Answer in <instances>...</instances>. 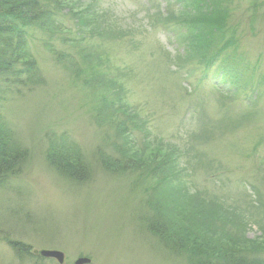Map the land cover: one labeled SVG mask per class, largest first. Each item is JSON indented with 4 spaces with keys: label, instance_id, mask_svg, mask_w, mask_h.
<instances>
[{
    "label": "rangeland",
    "instance_id": "374dc122",
    "mask_svg": "<svg viewBox=\"0 0 264 264\" xmlns=\"http://www.w3.org/2000/svg\"><path fill=\"white\" fill-rule=\"evenodd\" d=\"M71 1L97 21L79 32L63 16L70 30L53 37L32 30L39 80L0 92L11 142L26 153L0 178V264H193L159 235L161 217L264 259V0L197 1L203 14L219 5L235 32L214 62L202 33L181 30L177 0ZM62 141L83 180L48 160Z\"/></svg>",
    "mask_w": 264,
    "mask_h": 264
},
{
    "label": "trees",
    "instance_id": "16d2710c",
    "mask_svg": "<svg viewBox=\"0 0 264 264\" xmlns=\"http://www.w3.org/2000/svg\"><path fill=\"white\" fill-rule=\"evenodd\" d=\"M197 1L177 0L181 6L179 16L180 28L185 33L191 34V31L194 34L198 31L202 33L200 36L204 37V39L206 38L207 44L211 45V47H216V50L208 56L214 62L217 59L216 51L222 49L224 45L228 46L229 40L227 36L233 35L235 32L231 30L232 34L228 30H225L226 28H223L224 12L221 11L222 8L218 7L219 5L215 4L209 12L203 14V11L201 12V9L196 7L201 0L198 3ZM80 6L82 7L83 5ZM80 9L84 11L82 10L80 12ZM80 9L73 8L71 0H0V92L7 90L14 94V92H18V88L30 86L39 80L38 66L32 57L29 44V36L32 30H37L42 34L53 37L55 34H61L59 31L68 32L70 30V28L65 27L62 23L63 16L74 19V25H76L75 30L79 32H81L80 30L90 28V25H92L91 20L97 21L95 16L85 15L86 8ZM191 13H194L195 16H200V19H192ZM203 22L207 24V28ZM198 25L203 26V32H200ZM225 39L227 40L225 41ZM78 40L81 39L72 37L66 41L78 43ZM48 44L50 42L45 43V45ZM57 56L58 60H63L64 57L70 58L60 52H57ZM115 112L116 110L112 114H116ZM129 145L127 143L120 150H124V154L125 151L133 154V148ZM70 148L72 147L63 141L61 144L58 142L51 143L48 154L52 156V154L56 153L58 159L56 160L55 157H52L48 158V160L68 179L73 181L83 180L87 177V172L83 166L84 164L80 161L79 157H72V154L69 152ZM25 157V151L21 150L18 146H14L11 142V135L6 129L0 112V178L5 177L9 173L15 174L20 168L16 167V164H19ZM69 161L71 163L77 161V167L75 166L77 168L76 170L69 172L66 170L65 164H61V162L67 163ZM139 164H143L144 167L149 166V164L144 162ZM176 205L180 206L181 204L177 202ZM174 213L179 217L178 213L180 214L181 212L176 208ZM176 220L177 223H171L161 217L159 227L153 226L152 229L157 230L158 227L157 232L162 230L159 235L166 241L167 246L169 248L172 247L173 251L177 249L175 252L178 255L187 257V260L193 264H264V259L249 261L247 257L249 248L247 247H226V239L224 236L218 238L221 243L218 246V243L212 238L213 236H217L215 233L213 234L214 229L204 228L205 230H202L203 227L199 228L195 226L197 232L194 233L190 232L189 227L186 228L183 226L179 218ZM163 221L166 227H163ZM174 243H177V245ZM13 246V250L16 252H28L25 246Z\"/></svg>",
    "mask_w": 264,
    "mask_h": 264
},
{
    "label": "water",
    "instance_id": "95a60500",
    "mask_svg": "<svg viewBox=\"0 0 264 264\" xmlns=\"http://www.w3.org/2000/svg\"><path fill=\"white\" fill-rule=\"evenodd\" d=\"M40 255H42L44 257H52V258H55V259H57V261L59 263H61L62 260H63L62 252L57 251V250H42V251H40ZM86 263H89V259H87V258H79L75 262V264H86Z\"/></svg>",
    "mask_w": 264,
    "mask_h": 264
}]
</instances>
